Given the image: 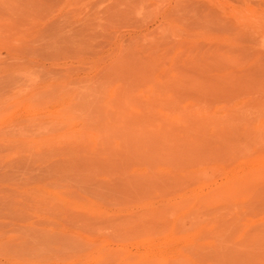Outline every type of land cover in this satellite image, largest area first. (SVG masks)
Returning a JSON list of instances; mask_svg holds the SVG:
<instances>
[{
    "label": "rangeland",
    "instance_id": "1",
    "mask_svg": "<svg viewBox=\"0 0 264 264\" xmlns=\"http://www.w3.org/2000/svg\"><path fill=\"white\" fill-rule=\"evenodd\" d=\"M0 264H264V0H0Z\"/></svg>",
    "mask_w": 264,
    "mask_h": 264
}]
</instances>
